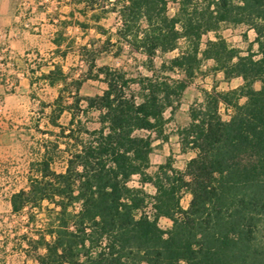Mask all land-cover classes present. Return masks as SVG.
Returning <instances> with one entry per match:
<instances>
[{"label": "trees", "instance_id": "16d2710c", "mask_svg": "<svg viewBox=\"0 0 264 264\" xmlns=\"http://www.w3.org/2000/svg\"><path fill=\"white\" fill-rule=\"evenodd\" d=\"M174 1L179 7L171 15L170 0H81L87 19L77 24H94L105 36L81 48L86 78L106 88L81 95L84 80L70 81L59 64L41 75L61 86L54 102L43 105L65 140L67 165L63 172L53 169L47 147L29 188L11 198L17 214L48 202L46 231L23 237L36 264H264V0ZM111 13L118 18L115 31L102 24ZM224 23L255 31L246 54L219 35ZM210 32L216 38L202 48ZM181 39L184 50L158 67L159 53L175 51ZM109 45L145 55L150 73L131 76L98 65ZM205 60H213L225 80L242 78L243 84L205 90L204 100L190 107L189 124L178 130L182 151L195 155L184 169L169 157L150 173L155 140H169L166 112L179 108ZM177 70L184 77L171 74ZM222 105L231 110L229 119ZM90 110L98 112L97 128L79 118ZM66 111L71 119L63 125ZM135 176L139 185L131 184ZM162 217L172 221L170 228L161 227Z\"/></svg>", "mask_w": 264, "mask_h": 264}, {"label": "rangeland", "instance_id": "374dc122", "mask_svg": "<svg viewBox=\"0 0 264 264\" xmlns=\"http://www.w3.org/2000/svg\"><path fill=\"white\" fill-rule=\"evenodd\" d=\"M20 1L22 9H19L21 20L18 28L43 34L44 37L41 40V47L37 49L38 52H33L32 55V64L34 61L36 63L34 68L30 70L31 91H27L21 98V103L24 106L14 113L11 108L5 106L4 97L0 94V117L6 121H13V117L18 120V122H14L15 128L12 124L7 123L5 131H10V133L4 137V144H1L2 147L0 148V184H10L9 191L14 190L15 193L29 188V178L36 174L34 163L40 160L47 147L50 155L54 157L51 164L53 169L63 172L67 165V154L63 151L65 140L60 136V128L53 126L49 121L51 108L43 105V103L51 104L54 102L59 95L61 86L49 84L41 75L48 73L55 65L59 64L63 67L65 73L69 75L70 81L72 79L84 80L80 90L81 95L100 94L106 88L103 81L86 78L88 64L81 56V48L94 39H105V36L98 33L94 28V24H91L87 29L77 24V21H86L87 19L83 12L84 3L80 2L81 0ZM178 7L179 5L174 0H170L171 15L178 11ZM88 15H91V12ZM102 24L107 29L115 31L118 24L117 14H109L102 20ZM218 33L231 45L242 49L245 54L256 37L255 31L245 24L224 23ZM17 36V30L13 33L0 34V52H2L0 53V63L5 59L4 53L14 55L10 41ZM215 38V32L204 35L202 48L205 47L207 40ZM55 40L60 41L61 46L59 48L55 44ZM100 45L101 43H97L96 47L99 48ZM185 46L186 40L181 39L179 48L175 51L166 54L159 53L156 58L157 66L159 67L164 60L179 54ZM118 49L116 45H109V51L99 56L98 65L121 68L131 76L150 73L144 64L145 55L132 52L128 46H124L120 52ZM257 50L258 45L253 44V51L256 52ZM214 65L213 60H205L184 92L179 108L174 113L167 110L166 117L169 122L166 130L169 134V140L168 142L155 140L150 173H155L158 166L165 163L169 157L172 158L175 167L184 169L188 160L195 155L190 150L187 152L182 151L178 130L189 124L190 107L204 100L205 90H212L216 87L219 91H228L243 84L242 78H235L231 81L225 80L222 72L213 69ZM171 74L177 78L184 77L180 70ZM1 78L0 82L5 85L7 92H12L16 84L19 83L18 77H13L11 74H5ZM256 86L259 88L260 83H257ZM69 99L71 101V98ZM221 113L224 119H229L231 110L222 105ZM97 116L98 112L90 110L86 115L81 114L79 118L93 129L99 127ZM70 119L71 114L66 111L60 117L59 122L68 125ZM1 129L3 128L1 127ZM56 145H59V147L57 148ZM138 179V176H135L131 184L139 185ZM145 189L151 194L155 193V188L150 184H147ZM5 192L0 190V196ZM190 199L191 195L185 193L182 205L188 207ZM47 206L48 202H44L42 210L35 208L32 210L27 209L18 214L12 212L15 217H11L12 213L8 210L5 200L0 202V264H36L34 260L36 252L33 248L30 249L29 253L25 251L29 245L23 237L26 234L29 237L37 238L40 231H46L51 218ZM160 225L162 228L168 229L172 226V221L162 217ZM48 237L50 238V236Z\"/></svg>", "mask_w": 264, "mask_h": 264}, {"label": "crops", "instance_id": "0c3cea01", "mask_svg": "<svg viewBox=\"0 0 264 264\" xmlns=\"http://www.w3.org/2000/svg\"><path fill=\"white\" fill-rule=\"evenodd\" d=\"M20 3V0H0V34L13 33L15 30L18 32V36L10 41V46L13 48L12 52H14V55L2 54L5 59L0 63V79H2L1 77L5 74H11L13 77H18L19 79V83L16 84L12 92H7L5 85L0 82V94L4 97L5 106L11 108L14 113L24 106L21 103L23 95L26 94L27 91H31L30 70L34 68L36 63V61H34L32 64V55L33 52H38L37 49L41 47V40L44 37L43 34L32 33L31 30H22L18 28L19 21L21 20V12H19V9H22ZM12 120L13 121H6L4 118L0 117V148L2 147L1 144H4V137L10 133V131H5L7 123L12 124L15 128L14 122H18L16 117H13ZM1 127L3 129H1ZM0 185V190L6 191L5 194L0 196V202L5 200L8 210L12 213L11 198L15 191H9L11 187L10 184L6 185L3 183ZM10 216L15 217L13 213Z\"/></svg>", "mask_w": 264, "mask_h": 264}, {"label": "built area", "instance_id": "2783aa9c", "mask_svg": "<svg viewBox=\"0 0 264 264\" xmlns=\"http://www.w3.org/2000/svg\"><path fill=\"white\" fill-rule=\"evenodd\" d=\"M1 37H3V35H1Z\"/></svg>", "mask_w": 264, "mask_h": 264}]
</instances>
